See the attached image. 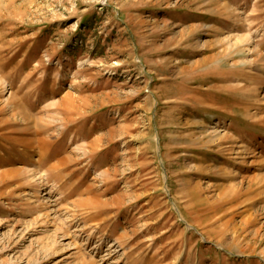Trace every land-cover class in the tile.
I'll list each match as a JSON object with an SVG mask.
<instances>
[{
  "label": "rangeland",
  "instance_id": "374dc122",
  "mask_svg": "<svg viewBox=\"0 0 264 264\" xmlns=\"http://www.w3.org/2000/svg\"><path fill=\"white\" fill-rule=\"evenodd\" d=\"M0 264H264V0H0Z\"/></svg>",
  "mask_w": 264,
  "mask_h": 264
},
{
  "label": "bare ground",
  "instance_id": "6f19581e",
  "mask_svg": "<svg viewBox=\"0 0 264 264\" xmlns=\"http://www.w3.org/2000/svg\"><path fill=\"white\" fill-rule=\"evenodd\" d=\"M6 174H7V173H6ZM8 174H9V173H8ZM99 212H100V213H103L102 211H99ZM100 213H99V214H100ZM103 214H104V213H103Z\"/></svg>",
  "mask_w": 264,
  "mask_h": 264
}]
</instances>
